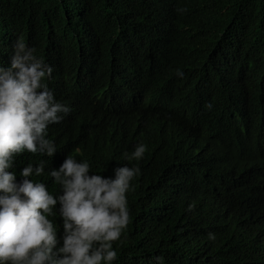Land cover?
I'll list each match as a JSON object with an SVG mask.
<instances>
[{
  "label": "trees",
  "instance_id": "1",
  "mask_svg": "<svg viewBox=\"0 0 264 264\" xmlns=\"http://www.w3.org/2000/svg\"><path fill=\"white\" fill-rule=\"evenodd\" d=\"M17 37L53 66L45 83L71 108L49 126V167L73 155L105 177L140 169L114 264H264V0H0V63ZM224 71L248 85L249 132ZM139 142L143 158L124 160Z\"/></svg>",
  "mask_w": 264,
  "mask_h": 264
},
{
  "label": "clouds",
  "instance_id": "2",
  "mask_svg": "<svg viewBox=\"0 0 264 264\" xmlns=\"http://www.w3.org/2000/svg\"><path fill=\"white\" fill-rule=\"evenodd\" d=\"M11 48L7 64L0 63V264H114L113 243L121 239L129 222L126 193L140 169L122 164L105 177L73 155H66L58 167H49L57 152L49 126L60 123L71 108L56 100L45 83L52 78L53 66L36 54V48L21 37ZM220 79L221 87L237 101L235 114L243 120L245 132L251 131L247 118L252 103L244 92L248 85L225 71ZM187 89L193 97L207 96L204 83L187 81ZM142 103L143 95L134 107ZM146 150L139 142L122 156L139 161ZM259 152L264 154V148ZM24 154L30 157L26 163L19 161L24 166L17 172L16 158ZM262 163L254 165L256 171ZM36 177L50 178L58 190L49 191L45 180ZM53 216L60 219L58 227L50 219ZM208 238L213 239L211 233ZM150 264H163L162 258L156 255Z\"/></svg>",
  "mask_w": 264,
  "mask_h": 264
}]
</instances>
